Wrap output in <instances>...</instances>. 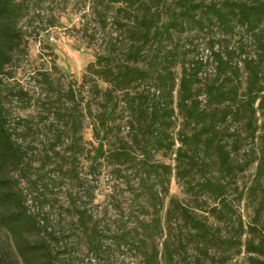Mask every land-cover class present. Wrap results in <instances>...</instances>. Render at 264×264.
Listing matches in <instances>:
<instances>
[{
	"label": "trees",
	"instance_id": "obj_1",
	"mask_svg": "<svg viewBox=\"0 0 264 264\" xmlns=\"http://www.w3.org/2000/svg\"><path fill=\"white\" fill-rule=\"evenodd\" d=\"M159 1H87L92 14L101 16L105 23L107 11H114V23L124 31L122 49L119 50L116 42L109 44L110 51L97 54L82 74L81 85L92 82L93 94L101 100V112L97 115L91 113L88 104L77 98L70 85L66 95L69 107L57 106L54 116L55 121H64V128L71 133L70 142L63 150L59 149L63 131L58 129L54 142L37 162L31 155L33 148L21 141L28 134L29 127L19 130L17 126L25 122L20 119L11 126L6 104L31 101L27 91L6 85L13 78L10 66L18 55L26 53L20 22L28 8L26 0H0V264H70L71 259L66 258H70L74 248L81 243L95 257L105 253L102 239L108 235L101 228L100 221L72 195H68L65 207L58 206L71 216L68 229L75 231L70 235H73L72 243H65L63 249H57V246L69 237L56 232L49 218L50 208L54 207L52 191L56 184L61 185L62 180L68 178L74 185L84 187V179L79 176L75 162L82 154L80 135L86 112L97 142L88 170L94 169V163L105 161L112 167L128 164L127 168L137 171V191H134L127 218L131 225L126 226V221L121 223L110 235L112 243L133 250L138 264H161L162 260L165 264H173L175 255L185 254L192 243L205 256L211 247H219L223 251L221 264L228 259V251L239 252L242 246L246 253L263 257L260 260L251 256V263L264 264L262 197L256 207L255 220L262 219V231L257 241H241L245 231L239 216L236 227L226 237L213 233L206 222L209 214L217 223H228L234 215L225 195V180L233 181L241 169L234 159L240 137L235 136L229 146L226 139L234 134L224 128L226 123L232 116L242 113L246 120V135L253 139L258 129L255 115L264 108V0H213L208 3L204 0H177L179 8L169 7L166 21L161 19L159 8L162 4ZM189 21L198 29L217 24L225 32H232L237 26L249 36L255 52L252 57L247 55L241 59L246 76L243 101L239 99L238 87L230 85L232 75L238 70L231 64V55L236 49L240 54L245 53L244 35L240 33L236 49L213 51L211 45L216 62L215 75L201 90L197 77L201 62H191L193 66L183 65L177 76L172 70L171 51L160 57L161 61L158 59L162 41L169 39L172 31L182 30ZM145 47L154 48L148 60ZM38 75L50 91L53 83L48 75L45 72ZM99 82L107 85L104 90L99 88ZM145 82H151V93L141 89ZM54 97V101L61 102L60 95ZM113 98L117 100L109 106ZM118 103L123 105L127 114L128 138L119 139L118 146L113 143L110 146L108 133L111 128H108L107 121ZM176 111L181 124L177 138H174L170 132L177 125L173 119ZM261 138L264 141V132ZM132 150L136 152L135 156ZM150 151L169 153L173 156V164L152 160ZM69 158L70 163L67 162ZM119 167L118 172L121 171ZM211 170H215L216 176L211 175ZM257 172L262 173L261 164ZM172 174L184 183L187 194L195 188L192 180L197 178L198 192L213 196L216 205L210 211L207 209L204 221L189 211L179 198L168 197ZM149 208L153 214L147 217ZM161 209L164 213L160 216L158 210ZM176 219L187 228V235L183 238L179 233L174 241L171 225ZM252 229L256 228L250 224L248 230ZM182 258L183 263L174 264H189L185 256ZM197 264L203 263L198 261Z\"/></svg>",
	"mask_w": 264,
	"mask_h": 264
},
{
	"label": "rangeland",
	"instance_id": "obj_2",
	"mask_svg": "<svg viewBox=\"0 0 264 264\" xmlns=\"http://www.w3.org/2000/svg\"><path fill=\"white\" fill-rule=\"evenodd\" d=\"M87 1L26 0L28 9L20 22V28L24 32L26 42V53L18 55L12 66H10L13 78L8 80L6 85L27 91L31 101L30 103L24 101L6 104L11 126L15 125V122L20 119L25 120V122L17 126L19 130L24 129L25 126L29 127L28 134L20 140L25 145L33 148L31 149L32 153H29L37 162L42 154L48 151L50 144L54 142V134L58 129L63 131L59 149L63 150L70 142L71 133L64 128V121L57 122L54 120L57 106L68 108L70 105L68 96H66L70 85L73 86L77 98L84 99L83 104H88L91 113L97 115L101 112L100 97L96 98L93 94L91 81L87 85H81L82 74L85 72L86 65L93 62L97 54L102 55L110 51L109 44L116 42L119 50L122 49L124 31L115 25L113 20L114 11H107L105 23L102 21L101 16L92 14L91 9H88ZM176 1H159L162 4L159 9L163 21L168 20L169 7L176 10L179 8ZM193 1L199 2V0ZM210 1L213 0H204L205 3ZM239 33L244 35V40H242L245 46L244 54H240L236 49ZM244 33L245 31L237 26L233 28L232 32H225L217 24L198 29L195 24L189 21L183 25L182 30L172 31L170 38L162 41L160 45L162 51L158 59L160 60V57L166 52L171 51L170 55H172V63H174L172 70L177 76L180 74L183 65L187 67L193 66L191 62H201L202 66L197 75L200 79L199 86L201 90L215 75L216 62H214L211 54V45L213 51L236 49L235 53L231 55L230 61L232 66L236 65L238 67V70L236 75H232L230 85L233 84L238 87L239 99L243 101L246 76L241 68V59L247 55L252 57L255 52V46L248 38L249 36ZM145 49L144 54L146 60H148L154 53V48L145 47ZM39 72H45L50 82L53 83L50 91L46 84L41 81V77L38 75ZM262 75L264 87V71ZM98 85L101 90H104L107 86L103 82H99ZM142 88L145 93H151V82L143 83ZM54 95H60L61 102L54 101ZM117 95L120 96L119 94L115 96ZM116 100V98H113L108 103L109 106L113 105ZM254 105L256 108V103ZM86 114L87 116L82 120L83 126L80 135L82 154L75 162L79 176L84 179V187L80 188L71 183L68 178H64L62 184H56V188L52 191V199L55 202L54 207L50 208L49 211L50 223L56 232H63L64 235L69 237L59 243L57 249H63L65 243L66 245L72 243L73 235H70L75 232L68 229L71 216L58 207L67 205L68 195L70 194L100 221V226L105 230L108 237L102 239L105 253L101 257H95L87 252L84 244L81 243L74 248L70 258H66L71 259V261L67 260L66 262L69 261L70 264H138V258L133 250L129 251L125 247H117L110 238L112 232H115L121 223L126 221V226L131 225L130 222H127V218L134 191H137L135 189L137 171L127 168L128 164L112 167L111 164H107L105 161H100L99 164L94 163V169L88 170V166L92 161L93 149L96 147L97 142L93 136L92 121L87 112ZM126 115L123 105L118 103L107 121L108 128H111L110 133H108L110 146H112V143L118 146L119 139L127 140ZM255 118L258 129L255 133L256 137L253 139L246 135V120L242 113L237 117L232 116L224 127L228 133L234 134V136L226 139L229 146L236 139L235 136L240 137L238 151L234 154V159L241 165V169L236 172L233 181L225 180L227 182L225 195L227 201L231 204L234 215L228 223H217L216 219L211 217L210 214L209 218L206 219L213 233L226 237L232 231V228L236 227L235 223L237 216H239L246 232L240 238L242 242L251 239L257 241V237L262 231V219L255 220L256 207L260 197L263 198L260 207L263 209L264 214V141L261 138V134L264 132V108L256 113ZM173 119L177 125L171 130L170 134L172 137L177 138V130L181 124L177 111ZM105 147H108V145ZM131 153H133V156L136 154L133 150ZM150 153L154 161L173 164V156H170L169 153L161 151H150ZM65 156L68 158V153ZM69 160L70 158L67 162ZM260 164L262 165L261 174L257 172ZM117 167L121 169L120 172H118ZM211 175L216 176L215 170H211ZM196 180L198 179L194 178L192 180L195 188L192 189L190 194H187L184 183L177 180L172 174L169 181L168 197L179 198L189 211H193L199 219L204 221L207 217V211L216 205V202L209 193L198 192ZM32 208L35 209V206H32ZM163 210H158L160 216L164 213ZM148 212L149 214L145 216L150 217L153 210L149 208ZM172 222L171 226L174 230L171 236L174 241L179 233L183 238L186 237L187 228L182 226L177 219ZM250 224H253L256 229L249 231ZM157 242L161 243V240H157ZM159 248L161 247L159 246ZM222 253L223 251L219 247L213 246L207 251V256L201 255L192 243L185 254L175 255L173 264L183 263V256L189 264H197L198 261L203 264H221ZM227 254L228 259L224 261V264H254L249 261L251 256L260 260L263 259L262 256L246 253L244 246L241 247L239 252L230 250ZM161 264H165V262L162 260Z\"/></svg>",
	"mask_w": 264,
	"mask_h": 264
}]
</instances>
